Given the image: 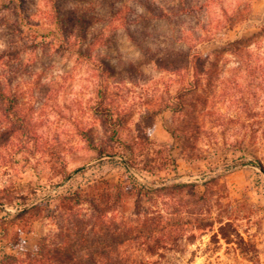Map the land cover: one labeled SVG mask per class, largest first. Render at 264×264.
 <instances>
[{
	"label": "rangeland",
	"instance_id": "rangeland-1",
	"mask_svg": "<svg viewBox=\"0 0 264 264\" xmlns=\"http://www.w3.org/2000/svg\"><path fill=\"white\" fill-rule=\"evenodd\" d=\"M262 30L264 0H0V255L264 264Z\"/></svg>",
	"mask_w": 264,
	"mask_h": 264
},
{
	"label": "trees",
	"instance_id": "trees-1",
	"mask_svg": "<svg viewBox=\"0 0 264 264\" xmlns=\"http://www.w3.org/2000/svg\"><path fill=\"white\" fill-rule=\"evenodd\" d=\"M264 36V30L260 32ZM237 42H231V46L234 47V49H238L239 46L236 44ZM179 66H173L174 70H177ZM0 97H2L11 107V100L4 94V92L0 91ZM11 109V108H10ZM124 165L128 168L127 162L128 160H123L122 161ZM129 163V162H128ZM225 166V169H230V167L235 166ZM130 169V168H129ZM261 170L264 172V167L261 166ZM174 185L180 186L182 185L181 183H175ZM80 195L77 192H73L69 199H78L79 200ZM34 200H31L28 202V207L23 206L21 210L18 212L14 213V216L18 217H23L25 214H28L29 212L33 210L38 209V204L40 202H35ZM26 204V203H25ZM36 215V213L34 214ZM73 229L77 228V224L73 222L72 225ZM93 229V226L90 227L89 231ZM147 235L150 237H154V240L161 243V245H165L168 241L174 240V234L173 230L169 226L167 229V225L161 226L157 230L156 227L154 226H147ZM153 232L156 233L153 234ZM159 233V234H157ZM74 235H76V238H79V240H83V237L80 235L79 231H75ZM147 238V237H144ZM143 238V239H144ZM105 245V244H104ZM54 245H46L44 242H39L38 245L36 246L35 250L33 251H22L23 257L19 255H13V254H8V253H2L0 255V264H43V263H48V264H55L57 261H63L61 264H98L99 260L100 261H105L110 259V252L108 248H92V247H86L84 246V250L81 252H74L71 253V251H66L63 249L60 250H54L53 249Z\"/></svg>",
	"mask_w": 264,
	"mask_h": 264
},
{
	"label": "water",
	"instance_id": "water-1",
	"mask_svg": "<svg viewBox=\"0 0 264 264\" xmlns=\"http://www.w3.org/2000/svg\"><path fill=\"white\" fill-rule=\"evenodd\" d=\"M128 166V165H127ZM128 168H130L129 166H128ZM130 170L132 171V169L130 168ZM35 203V202H34ZM26 207H28V205L26 206Z\"/></svg>",
	"mask_w": 264,
	"mask_h": 264
}]
</instances>
